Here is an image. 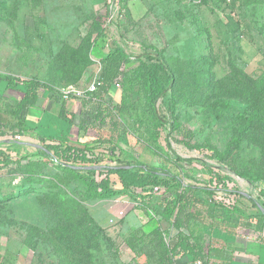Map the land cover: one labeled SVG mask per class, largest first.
I'll return each instance as SVG.
<instances>
[{
	"label": "rangeland",
	"instance_id": "obj_1",
	"mask_svg": "<svg viewBox=\"0 0 264 264\" xmlns=\"http://www.w3.org/2000/svg\"><path fill=\"white\" fill-rule=\"evenodd\" d=\"M104 1L0 0V73L37 77L61 92L73 91L79 102L101 73L90 33ZM101 22L108 48L124 46L129 54L146 45L159 49L174 74L175 114L192 130L190 142L220 154L210 159L209 151L187 148L176 141L182 135L172 132L185 181L207 183L206 162L259 198L264 180L249 177H264V139L246 128L241 115L249 108L264 115V0H116L111 17ZM113 95L120 100L121 89ZM43 103L59 114L58 103ZM72 137L83 139L76 128ZM17 139L22 145L14 156L40 144L33 136ZM134 147L140 160L161 164L147 143ZM38 158L0 168V253L10 264H129L133 254L124 239L150 223L139 202L95 197L71 172ZM239 207L257 212L246 197ZM238 228L224 224L221 230L235 235ZM214 241L228 250L233 244L220 236Z\"/></svg>",
	"mask_w": 264,
	"mask_h": 264
},
{
	"label": "trees",
	"instance_id": "obj_2",
	"mask_svg": "<svg viewBox=\"0 0 264 264\" xmlns=\"http://www.w3.org/2000/svg\"><path fill=\"white\" fill-rule=\"evenodd\" d=\"M114 1H104V12H98L90 33L91 54L102 63L98 88L86 92L79 102L75 93L61 92L37 77L0 73V168L14 159L39 157L71 172L95 197L137 200L150 223L148 229L132 230L124 239L133 254L129 264H215L213 259L228 257L224 247L215 245V236L237 239L236 234L223 232L222 225L264 229V185L259 198L254 197L206 162L202 165L209 173L207 183L185 181L178 163L184 158L172 150V132L182 135L176 141L189 149L209 151L210 159L221 156L217 150L190 142L192 130L175 114L174 74L158 48L146 45L142 53L129 54L124 46L105 45L107 32L101 21L111 17ZM117 89H121L118 101L113 95ZM42 98L58 103L59 114L39 104ZM241 119L251 133L261 132L264 139L262 112L249 108ZM73 128L83 139L72 140ZM22 136H33L40 144L34 152L14 156V149L22 145L17 137ZM141 142L162 158L161 164L140 160L134 145ZM242 197L257 212L243 211ZM0 264H10L1 253Z\"/></svg>",
	"mask_w": 264,
	"mask_h": 264
},
{
	"label": "crops",
	"instance_id": "obj_3",
	"mask_svg": "<svg viewBox=\"0 0 264 264\" xmlns=\"http://www.w3.org/2000/svg\"><path fill=\"white\" fill-rule=\"evenodd\" d=\"M236 233L237 239L226 249L228 255L225 258V264H264V229L261 231H252L244 227H239ZM256 233V238H251L250 233ZM248 233V234H247ZM215 264L221 259H213Z\"/></svg>",
	"mask_w": 264,
	"mask_h": 264
},
{
	"label": "built area",
	"instance_id": "obj_4",
	"mask_svg": "<svg viewBox=\"0 0 264 264\" xmlns=\"http://www.w3.org/2000/svg\"><path fill=\"white\" fill-rule=\"evenodd\" d=\"M98 88V83H97V80L93 82V84L88 88V91L87 92H93V91H96ZM70 92H73L71 90H68V91H64V93H70ZM74 93V92H73ZM85 93L86 92H83L82 94L80 93L79 96L80 97H84L85 96Z\"/></svg>",
	"mask_w": 264,
	"mask_h": 264
}]
</instances>
